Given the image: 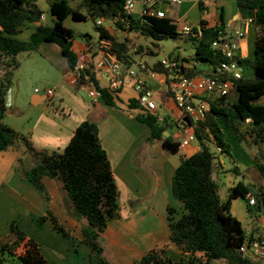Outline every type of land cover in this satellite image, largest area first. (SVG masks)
I'll return each instance as SVG.
<instances>
[{
  "label": "trees",
  "instance_id": "1",
  "mask_svg": "<svg viewBox=\"0 0 264 264\" xmlns=\"http://www.w3.org/2000/svg\"><path fill=\"white\" fill-rule=\"evenodd\" d=\"M38 1L0 0V62L5 68L4 74H0V153L23 145L31 164L24 168L22 163L21 179L32 184L49 203L51 195L44 178L58 182L66 195V210L72 219L81 224L83 243L90 249V264H112L106 256L101 237L109 223L120 217L119 190L101 142L99 126L94 121L83 122L62 153H49L38 150L27 138L5 125L3 120L8 111L6 97L15 71L20 67L18 57L23 53L39 51L43 44H56L70 71H74L79 60L73 50L75 33L64 26L67 18L75 22L93 21L100 40L110 41L116 56L127 65L134 62L131 42L112 35L106 27L98 26L99 20L105 23L112 21L121 30H135L141 36L158 42L182 37L177 27L165 18L142 16L135 19L128 16L124 9L125 0H46L52 25L43 22L45 13ZM213 1L200 0V10L205 12L207 2ZM237 5L244 19L253 20L252 27L258 33L253 59H240L241 65L252 68L253 77L234 81V97L213 93L203 98L208 103L206 117L197 123L189 118L187 123L201 147L200 151L182 159L173 177V194L183 206L184 213L176 218L174 210L169 209V237L189 258L175 262L167 257L166 249L161 248L150 251L136 264H249L243 260L240 248L248 239H254V235H249L233 215L232 203L242 198L248 201L249 213L264 215V165L257 164L262 177V181L254 186L257 193L239 182L230 189L225 202L215 176L221 164L218 149L221 150L219 154L233 158L223 128L231 130L232 121L247 125V134L253 144L260 148L264 146V0H237ZM30 24L37 25L30 40L19 39L23 28ZM200 25L201 37L184 39L193 42L196 47L195 55L190 58L196 66L190 69L183 63L180 75L189 79L200 76L224 78L220 71L224 57L220 50L213 49L214 42L220 41L225 34L223 18L220 17L214 26L207 20H202ZM146 50L156 55L152 49ZM184 62L189 60L184 59ZM203 66L208 70H204ZM94 69L87 67L77 74L76 90L88 87L101 94L100 99L106 106H116L119 92L103 87ZM152 69L165 74L169 85L171 73L163 62H158ZM129 108L139 110L135 119L149 129V142H160L163 149L172 155L179 153L180 141L165 136L174 127L173 124L168 120L161 123L157 115L145 113L138 100L131 101ZM234 170L239 174L238 168ZM250 195L256 198L257 205L254 207L249 205ZM48 221L60 236L72 237L50 207L47 214L39 218L42 225ZM0 255L17 258L22 264H50L43 255L41 245L15 223L10 227L9 236L0 240Z\"/></svg>",
  "mask_w": 264,
  "mask_h": 264
},
{
  "label": "crops",
  "instance_id": "2",
  "mask_svg": "<svg viewBox=\"0 0 264 264\" xmlns=\"http://www.w3.org/2000/svg\"><path fill=\"white\" fill-rule=\"evenodd\" d=\"M199 1L184 0L182 4L173 5L163 0L156 6V9L165 13V19L170 20L177 27V32L181 25L188 24V19L195 8H198L203 15L200 16L198 22L190 25L198 26L202 20H207L214 26L222 17L225 33L228 37L234 36L237 31L243 29L245 21L248 20L242 17L237 0L207 2L208 6L205 12L200 10ZM139 8L140 11L134 14L135 19H139L142 14V7ZM108 23L109 26L105 27L112 35L119 39H121V35H125L121 40L128 39L131 42L130 35L141 36L135 30H121L112 21ZM36 27V24H30L23 29L31 28L30 34H32ZM257 34V29L251 27L247 36L240 42L239 58L242 61H244V57L249 58V60L253 59ZM98 37L96 44H93L89 37H86L85 41L82 42L74 40L73 50L77 54L79 62L95 68L100 84L107 87L108 80L105 70L95 67L96 61L101 57L98 52L100 36L98 35ZM19 39L21 38L19 37ZM177 40H180L181 44L178 46L179 49L186 46L183 44V41L186 40L182 38ZM191 43L192 46L188 47L189 50L186 49L187 55L182 51H172L169 59H179L187 68H194L196 64L190 58L195 55L196 47L193 42ZM141 50L144 52L141 53ZM149 53L152 52L146 50L142 45H138L133 50L131 48L134 62H145L144 56L151 55ZM184 59H188L189 62L185 63ZM158 62L146 63L153 67ZM204 70H208V68L206 67ZM70 74L71 71L67 65L65 78L70 81V85H74L71 83ZM246 74L247 78H252L253 70L246 72L244 69V77ZM167 79L165 74L159 73L156 79L149 82L156 93L157 113L165 120H167L166 117L162 116L160 111L171 109L170 102L174 100L169 92ZM62 89V87L59 88L60 91ZM78 92L90 105L81 99H77L76 106H74L75 112L71 110L72 112L69 114L66 111L60 113L57 111L59 110L57 106L54 105V99L57 98L59 92L54 93L51 98L47 94L41 95L39 92L33 95L32 105L40 110V114L37 118V126L33 131L32 141L38 150L62 153L70 144L79 125L87 120L98 124L101 142L108 154L119 190L120 217L109 223L107 230L101 237L106 248L107 258L112 264H136L150 251L161 248H165L167 257L175 262L181 258H189L171 242L168 219L169 209L174 210L176 218H180L184 213L183 206L173 194V177L182 159L191 157L200 151L201 147L197 140L184 148H180L176 155L165 151L160 142H149V129L135 119L139 110L129 108L131 101L138 99V95L132 87H126L118 93L119 100L114 107L106 106L101 99H96L93 91L88 87H82ZM232 96L234 97V94ZM45 104L47 107H42ZM51 105H53V113H50L49 110ZM59 107L61 108L62 105ZM173 115L174 118L169 122H172L173 128L177 131L174 136H170L181 143L192 135V129L179 127L182 116L180 111ZM231 127L235 133L242 131L243 128L247 129V125L233 121ZM223 128L226 134L227 131H230L225 127ZM230 134L243 144L247 153V163L253 166V161L260 152V147L256 145L249 147L240 133L237 136L234 133ZM165 136L169 137L167 134ZM26 156L23 145L0 153V239L4 238L1 235L10 232L11 225L15 223L29 235V238L36 240L41 245L43 255L50 264H90V249L83 243L81 224L75 220H70L66 216L65 210L62 209L61 211L60 203L63 200L61 185L44 178V183L51 195V202L49 203L45 196L32 184L20 177L15 179L16 170L20 169L19 167ZM229 158L241 175L242 172L236 163V159ZM222 167L223 164L221 163L219 169ZM219 173L220 171H217L216 175ZM49 207L59 222L70 232L80 233L79 237L66 239L63 237H41L46 232L51 231L54 235L57 233L50 221L43 225L39 223V218L47 214ZM254 232L255 229L253 235ZM255 235L254 238H260L255 237Z\"/></svg>",
  "mask_w": 264,
  "mask_h": 264
},
{
  "label": "rangeland",
  "instance_id": "3",
  "mask_svg": "<svg viewBox=\"0 0 264 264\" xmlns=\"http://www.w3.org/2000/svg\"><path fill=\"white\" fill-rule=\"evenodd\" d=\"M38 5L45 13V20L43 22L47 25H52V15L50 13V9L46 0H39ZM139 7L140 6L137 7L136 12L140 11ZM201 15L203 14L198 10V8H195L194 12L188 19V24H194L198 22ZM64 26L71 29L75 33V41L82 42L85 41L86 37H89L90 41L93 44H96L99 39V34L95 29V23L93 21L89 20L86 22H75L71 18H67L64 21ZM105 26H109V23L106 22L102 25V27ZM23 30L24 31H22V34L19 35V37L24 41H29L31 36V28ZM124 37L125 35H121V39H123ZM129 38L131 39L132 50L138 47V45H142L145 49L150 48L157 53V55H145V63L167 61L169 60V56L172 51H182L183 53L185 52V55H187L186 49L192 46L191 42H184L183 40L181 41H183V44L186 46L179 49L178 46L181 45L180 40L169 39L158 42L154 41V39L152 38H148L145 36L136 37L135 34L130 35ZM18 59L20 61V67L17 71H15L13 83L6 97V106L8 111L5 119L3 120V123L16 130L22 137L27 138L33 144L32 135L34 128L37 126V118L40 114V110L34 108V106L32 105V97L34 94H37L35 90H38L39 94L41 95L46 94L48 90H55V93L59 92L57 98L54 99V105L57 106V108L59 109L57 111H60V113H63L64 111H66L67 114L71 113L72 111L75 112L74 106H76L77 99H81V101H84V103L88 102H86L80 96L75 86L70 85V81L65 78L67 61L62 56L61 49L58 45L43 44L39 48V51L33 53H23L19 55ZM244 60H249V58L244 57ZM4 69L5 68L2 67V63L0 62L1 75L4 74ZM244 69H246V72L252 70V68L246 64H244ZM247 77L248 76L246 74L245 78ZM60 87L63 88L61 91L59 90ZM59 105H62V107L60 108ZM170 106L171 109L160 111L161 115L166 117L168 121L173 119V114L179 111L174 100L170 102ZM42 107L47 106L45 104ZM49 110L51 111L50 113H53V105L50 106ZM176 131L177 130L175 128H172L169 129L166 134L167 136H174ZM238 132L239 131L235 133L233 129L227 131L226 139L227 142L231 145L232 156L236 159V163L239 166L242 174L239 175L236 173V171L234 170L235 165L230 161V158L227 155L217 153V156L219 157L220 162L223 164V167L218 170V172L220 171V173L215 176L221 186L220 195L224 202L228 199L230 189L235 187L239 182H242L246 186H249L252 192L257 193L254 184H259L262 181L261 174L257 169V164L264 165V146L260 148V152L256 156V159H254L253 161V166L248 165L247 153L244 149L243 144L239 143L238 140H236L235 137L231 136L230 133H234L235 136L240 133L245 140V143L249 145V147L254 144L248 136L246 128H243L242 131H240L239 133ZM22 163L24 168H28L31 164L27 156L24 158V161ZM21 165L19 168L22 167ZM251 167L252 169H249ZM21 171L22 169L16 170L17 174L15 176V179L19 177L21 178ZM60 189L61 192H63V200L60 203L61 211L62 209L65 210L66 216L70 220H74L72 219L70 212L65 209L67 205L66 195L62 190V187H60ZM247 206V200H244L242 198L236 200L233 203V215L243 224V227L248 232V234L253 233V230L255 229V237H264V215L258 212L249 213ZM9 234L10 232L1 236L6 238L9 236ZM71 234L72 237H79L80 233L76 234L71 232ZM41 237L62 236H60L58 233L54 235L50 231L46 232L44 236ZM0 264L22 263L17 258H13L8 255H0Z\"/></svg>",
  "mask_w": 264,
  "mask_h": 264
},
{
  "label": "built area",
  "instance_id": "4",
  "mask_svg": "<svg viewBox=\"0 0 264 264\" xmlns=\"http://www.w3.org/2000/svg\"><path fill=\"white\" fill-rule=\"evenodd\" d=\"M163 0H125V12L128 16L136 13L138 6L142 7V16H157L165 18V13L157 11L156 6ZM170 4L179 5L184 0H166ZM45 20V16L43 17ZM253 24L252 19H248L244 23V28L237 31L234 36L228 37L223 34L220 41L214 42L213 49L220 50L224 57L221 63L220 71L225 75L224 78H212L209 76H200L196 78H185L180 75L183 62L179 59H169L163 61L164 65L169 69L170 83L168 85L179 111L182 116L179 121V127H187L188 119L194 122L203 120L208 112V103L203 100L207 95L216 93L226 97H232L235 92V80L244 78V67L240 64L239 52L240 42L247 36ZM98 26L103 25V21L97 22ZM179 35L183 39L199 38L202 36L201 25L193 26L190 24L181 25ZM98 52L101 57L96 61L95 67L105 70L108 84L107 87L111 91L120 92L126 87H132L137 95L138 102L145 113L157 115L159 121L164 122V118L157 113L156 93L149 85V82L156 79L159 75L144 61H137L131 65H127L121 61L115 54L113 46L108 40H100L98 43ZM85 63L79 62L74 71H71V83L77 81V74L87 68ZM228 77V78H227ZM36 92H39L36 90ZM54 90H48L49 98L54 96ZM96 99L101 98V94L93 91ZM196 141L194 135H190L181 142L180 148L188 146L191 142ZM220 153L221 150L218 149ZM249 205L254 207L257 205L256 198L249 196ZM250 235V234H249ZM240 254L249 264H264V237L248 239L240 248Z\"/></svg>",
  "mask_w": 264,
  "mask_h": 264
},
{
  "label": "water",
  "instance_id": "5",
  "mask_svg": "<svg viewBox=\"0 0 264 264\" xmlns=\"http://www.w3.org/2000/svg\"><path fill=\"white\" fill-rule=\"evenodd\" d=\"M202 68H203V69H205L206 67H205V66H203ZM214 264H217V263H214Z\"/></svg>",
  "mask_w": 264,
  "mask_h": 264
}]
</instances>
